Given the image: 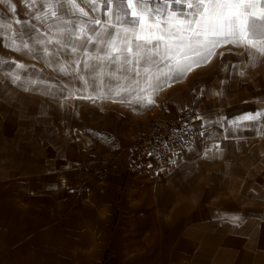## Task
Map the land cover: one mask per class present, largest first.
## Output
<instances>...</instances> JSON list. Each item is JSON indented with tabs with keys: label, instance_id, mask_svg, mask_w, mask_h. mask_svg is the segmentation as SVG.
<instances>
[{
	"label": "crops",
	"instance_id": "0c3cea01",
	"mask_svg": "<svg viewBox=\"0 0 264 264\" xmlns=\"http://www.w3.org/2000/svg\"><path fill=\"white\" fill-rule=\"evenodd\" d=\"M77 3L91 17L106 18L103 9L91 12L81 0ZM96 3L102 5L103 0ZM67 8L64 4L58 9L63 20L89 19ZM93 27L99 30L102 25H89ZM88 51H93L91 45ZM251 55L257 62H251L244 48L223 45L210 62L194 67L163 91L168 101L163 111H178L193 103L203 118L196 125L223 135L215 140L199 138L159 178L128 173L122 155L105 190L101 184L94 190L89 221L96 226L99 242H113L110 233L120 222L121 204L134 212L121 221L127 224L125 238H136L149 260L158 255L160 264H264V115L241 119L264 113V56L254 50ZM30 59L26 70L0 71L2 223L12 203L15 215H28L33 205L61 197V179L69 170L60 106L63 99L79 92L82 76L72 61L78 59L79 67L87 57L81 50L68 60L63 58L71 64L63 72L54 69L58 60ZM6 73L19 75L20 81L12 83ZM217 119L220 124L214 123ZM17 206L25 210L18 211ZM233 217L239 219L233 222Z\"/></svg>",
	"mask_w": 264,
	"mask_h": 264
},
{
	"label": "rangeland",
	"instance_id": "374dc122",
	"mask_svg": "<svg viewBox=\"0 0 264 264\" xmlns=\"http://www.w3.org/2000/svg\"><path fill=\"white\" fill-rule=\"evenodd\" d=\"M32 3L33 0L0 3V21L12 25L11 30H0V57L7 61L0 63V71H14L18 69L16 64H24L25 67L20 69L26 70L30 58L58 60L53 64L54 69L63 66L67 70L71 64L63 62V58L68 60L75 54L62 51L59 56L53 55L59 47L54 42L47 43L49 55L46 57L42 52L45 45H37V51L32 55L5 46L11 45L13 40L18 45L22 43L19 30L25 20L37 25L40 38L60 39L55 26L49 30L46 24L41 26L34 19L37 12L47 11L40 7L41 0H35V7H29ZM48 22L56 23L55 18ZM45 32L47 36L43 35ZM29 35L25 32L24 40L31 46L33 41ZM84 64L79 67L76 64L74 69H78L88 83L78 79L79 92L63 99L60 106L61 135L65 140L69 165L67 174L61 179V197L33 205L28 215H24V212L15 215L14 203L7 206L6 222H0V264H160L158 255H153L149 260L148 254H142V246L140 242L137 244L136 238H125L127 224L123 225L121 221L133 215L132 208L119 205L120 222L115 223L110 233L113 238L110 244L99 242L100 239L95 236L96 226L89 220L93 217L94 190L101 189L100 184L104 185L101 190H105L122 155L126 156L127 166L133 134L152 119L177 113L180 109L163 111L168 101L161 95L162 88L158 92H140L139 95L145 97L142 102H137L136 90H119L109 77H104L105 87L98 88L96 85L100 81L93 80V73ZM109 84L114 91L109 90ZM116 91H119V95H116ZM148 99L155 103L148 104ZM23 204L29 206L25 202ZM17 209L25 210L19 206ZM20 218L27 221H18Z\"/></svg>",
	"mask_w": 264,
	"mask_h": 264
},
{
	"label": "snow or ice",
	"instance_id": "6c2138e0",
	"mask_svg": "<svg viewBox=\"0 0 264 264\" xmlns=\"http://www.w3.org/2000/svg\"><path fill=\"white\" fill-rule=\"evenodd\" d=\"M8 2L9 0H0V3ZM81 3L91 12L103 9L102 14L106 18L102 21L91 17L89 11L81 7L77 0H41L40 7L47 11L37 12L34 19L41 26L46 24L49 30L55 26L60 39L53 41L51 37L48 40L40 38L37 25L25 20L19 30L22 43L18 45L13 40L11 45L5 46H11L25 55H32L36 53L37 45H45L42 49L45 57L49 55L46 45L50 42L59 46L52 53L56 56L62 51L76 54L83 50L87 61L97 62L93 64L85 61L84 66L93 73L94 81H100L96 85L98 88L105 87L104 77H109L119 90H136L137 102L145 99L139 95L140 92H158L165 85L170 86V83L183 79L194 67L207 64L216 49L223 45L232 44L244 48L253 63L257 62V57L251 55L253 50L264 56V6H261L264 5V0H103L102 5L96 3V0H81ZM64 4L68 5L66 11L79 13L89 19L79 20L78 23L63 20L58 15V9H62ZM176 5H180V8H176ZM29 7H35V0ZM53 18L56 23H49ZM15 23L19 24L20 21ZM89 25L102 27L96 30L94 27L89 28ZM11 29V24L0 21V30ZM25 32L30 34L29 38L33 41L31 46L24 40ZM89 32L92 34L89 35ZM32 33L35 35H31ZM43 35L47 36L48 33ZM89 45L92 46V52L88 51ZM0 63L7 61L0 57ZM46 63L50 61L46 60ZM72 63L79 64L80 61L75 59ZM16 67L24 68L25 65L16 64ZM59 70L66 71L63 66ZM5 75L12 79V83L20 81L19 75ZM80 79L85 84L88 83L84 77ZM24 83L35 84L37 81ZM108 87L110 91H114L111 84ZM116 95H119V91H116ZM147 103L154 104L155 101L148 99ZM261 115L264 113L257 112L241 119L257 120ZM198 119L203 122L202 117ZM214 123L220 124L221 120L217 119ZM230 123L239 126L236 121ZM174 135L182 144L186 143L180 132L174 130ZM199 135L203 136V131ZM213 147L218 148V145ZM163 148L165 151H172L167 143L163 144ZM175 155L172 152L169 157L173 164L175 160L172 156ZM238 219L233 217V222Z\"/></svg>",
	"mask_w": 264,
	"mask_h": 264
},
{
	"label": "built area",
	"instance_id": "2783aa9c",
	"mask_svg": "<svg viewBox=\"0 0 264 264\" xmlns=\"http://www.w3.org/2000/svg\"><path fill=\"white\" fill-rule=\"evenodd\" d=\"M198 117L199 109L193 103H189L177 113L152 119L135 132L130 142L128 173L147 174L151 178H159L168 172L177 159L199 138L215 140L223 135V132L207 131L197 126ZM174 130L182 134V139L186 143L182 144L181 140L175 137ZM201 131L204 133L203 136L199 135ZM164 143L168 144L171 152L164 150ZM172 152L176 153L172 156L174 164L169 161Z\"/></svg>",
	"mask_w": 264,
	"mask_h": 264
},
{
	"label": "bare ground",
	"instance_id": "6f19581e",
	"mask_svg": "<svg viewBox=\"0 0 264 264\" xmlns=\"http://www.w3.org/2000/svg\"><path fill=\"white\" fill-rule=\"evenodd\" d=\"M173 84H174V83L172 82V83H170V86H169V85H165V87L162 88V90H161V94L163 93V91H165V90L171 88V87L173 86Z\"/></svg>",
	"mask_w": 264,
	"mask_h": 264
}]
</instances>
